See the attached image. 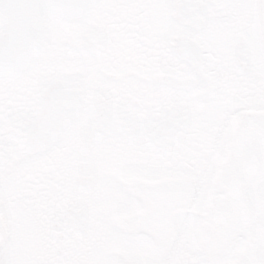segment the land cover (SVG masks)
Instances as JSON below:
<instances>
[{"label": "snow or ice", "instance_id": "6c2138e0", "mask_svg": "<svg viewBox=\"0 0 264 264\" xmlns=\"http://www.w3.org/2000/svg\"><path fill=\"white\" fill-rule=\"evenodd\" d=\"M0 264H264V0H0Z\"/></svg>", "mask_w": 264, "mask_h": 264}]
</instances>
